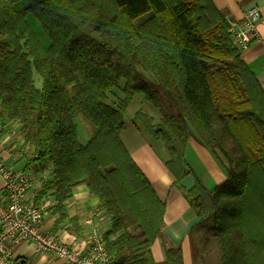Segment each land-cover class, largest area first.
Segmentation results:
<instances>
[{
	"label": "trees",
	"instance_id": "trees-1",
	"mask_svg": "<svg viewBox=\"0 0 264 264\" xmlns=\"http://www.w3.org/2000/svg\"><path fill=\"white\" fill-rule=\"evenodd\" d=\"M226 14L212 0H0V115L50 163L39 195H53L60 217L76 186L98 198L112 264H184L180 246L152 260L165 203L120 136L137 94L162 115L139 108L129 121L163 144L174 186L211 218L218 264H264V92ZM77 116L92 127L85 143ZM193 133L226 173L211 189L180 184Z\"/></svg>",
	"mask_w": 264,
	"mask_h": 264
},
{
	"label": "crops",
	"instance_id": "crops-1",
	"mask_svg": "<svg viewBox=\"0 0 264 264\" xmlns=\"http://www.w3.org/2000/svg\"><path fill=\"white\" fill-rule=\"evenodd\" d=\"M216 7L226 11V17L231 21L239 22L245 13L252 7L260 12L257 30L260 42L239 52L242 60L251 70L258 86L264 92V0H212ZM120 136L127 146L132 158L149 179L158 197L165 203L163 213V237H158L151 245V255L154 262L164 260V246H180L184 264H193L192 245L195 237L200 239L198 230L200 218L190 207L180 190L174 186V176L166 168L165 160L168 155L165 147L159 140L150 138L136 122L129 121L121 131ZM23 141L20 135V125L0 115V159L15 169L28 167L26 157L21 153ZM184 158L192 172L180 180V184L188 189L198 177L207 189L222 183L226 173L211 151L198 141L195 134L187 138ZM28 160V159H27ZM32 159L29 164L33 179V189L26 191L27 198L33 197L46 205V214L42 228L54 232L62 241L71 244L74 248L85 250V240L93 227L103 233L110 226L108 215L99 207L96 196L90 195L87 187L82 184L72 190V195L62 202L64 217H60L59 210L53 195H39L42 185V176L50 175L51 165L46 163L49 172L42 171L45 166L39 165ZM40 166L42 167L40 169ZM37 169V170H36ZM0 175V188L3 186ZM74 221V222H72ZM207 248V247H206ZM11 264H62L61 260L52 255L37 253L34 246L27 242H18L12 247ZM204 252H202V255Z\"/></svg>",
	"mask_w": 264,
	"mask_h": 264
},
{
	"label": "built area",
	"instance_id": "built-area-1",
	"mask_svg": "<svg viewBox=\"0 0 264 264\" xmlns=\"http://www.w3.org/2000/svg\"><path fill=\"white\" fill-rule=\"evenodd\" d=\"M259 17V10L252 7L239 22H229L230 40L240 52L260 42ZM0 175L4 181L0 188V264H11L12 247L22 241L32 244L37 253L61 260L62 264H112L103 233L97 228L88 232L82 251L42 228L46 205L35 200L36 190L33 197L25 196L26 191L33 189L28 170L15 169L0 159Z\"/></svg>",
	"mask_w": 264,
	"mask_h": 264
},
{
	"label": "rangeland",
	"instance_id": "rangeland-1",
	"mask_svg": "<svg viewBox=\"0 0 264 264\" xmlns=\"http://www.w3.org/2000/svg\"><path fill=\"white\" fill-rule=\"evenodd\" d=\"M36 74V73H34ZM151 75V74H150ZM38 75L34 76L35 79V85L40 86L41 79L37 77ZM120 86L123 84V80L119 82ZM110 99L111 100H117V96H122L121 92L115 88L113 91L110 93ZM165 101H167L166 96L162 95ZM163 100V99H162ZM165 103V102H164ZM143 108L144 111L148 112L149 114H153L156 120L161 117L162 113L159 110H155L152 108V106L143 98L142 95L137 94L135 97L132 98V100L129 102L127 112L125 114V120L129 122V118L134 114V112L139 109ZM162 110H167L166 106L164 105ZM133 119V117H132ZM75 123H76V130H77V135L78 139L82 142L85 143L91 134L92 127L85 121L83 120L80 116H77L75 118ZM19 124V123H18ZM156 140V139H155ZM23 141V139H22ZM23 149H21L22 154H28V157H26V162L28 167L25 168V170H28L30 172L29 164L32 161V159H35V156L32 154V149L30 146L26 143L23 142ZM166 158H169V155H167ZM28 159V160H27ZM38 162L40 165V161H33L32 163ZM49 166V165H48ZM48 166H45V168L42 171L49 172ZM37 170V169H36ZM51 171V169H50ZM46 178L45 175L42 176V179ZM56 202V200L54 199ZM56 204V203H55ZM200 218V217H199ZM211 222V218L209 217L208 219H203L200 218L199 222V228L197 231H200L199 238L197 240V237H195V240L193 241L192 245V253H193V264H218V258H219V253H218V245L216 239L213 237L214 234L212 231L209 229V225ZM103 233L105 232L102 230ZM207 247V248H206ZM202 252L204 254L202 255Z\"/></svg>",
	"mask_w": 264,
	"mask_h": 264
}]
</instances>
